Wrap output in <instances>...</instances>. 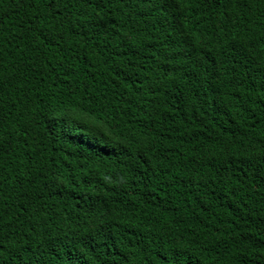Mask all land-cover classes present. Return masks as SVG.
Wrapping results in <instances>:
<instances>
[{
    "label": "trees",
    "instance_id": "16d2710c",
    "mask_svg": "<svg viewBox=\"0 0 264 264\" xmlns=\"http://www.w3.org/2000/svg\"><path fill=\"white\" fill-rule=\"evenodd\" d=\"M264 4L0 0V264H264Z\"/></svg>",
    "mask_w": 264,
    "mask_h": 264
},
{
    "label": "snow or ice",
    "instance_id": "6c2138e0",
    "mask_svg": "<svg viewBox=\"0 0 264 264\" xmlns=\"http://www.w3.org/2000/svg\"><path fill=\"white\" fill-rule=\"evenodd\" d=\"M252 2H257V0H252ZM259 3H261V4H264V0H259ZM262 35H264V33H262ZM184 256V253L182 252V251H178L177 253H176V262H177V264H182V257Z\"/></svg>",
    "mask_w": 264,
    "mask_h": 264
}]
</instances>
